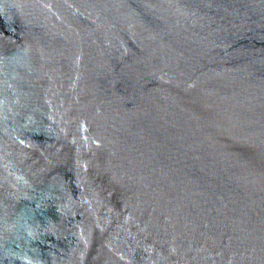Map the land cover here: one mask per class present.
<instances>
[{"label": "water", "instance_id": "obj_1", "mask_svg": "<svg viewBox=\"0 0 264 264\" xmlns=\"http://www.w3.org/2000/svg\"><path fill=\"white\" fill-rule=\"evenodd\" d=\"M0 264H264V0H0Z\"/></svg>", "mask_w": 264, "mask_h": 264}]
</instances>
